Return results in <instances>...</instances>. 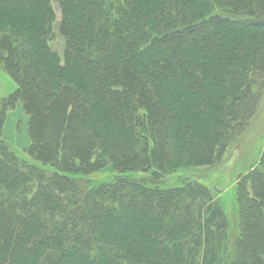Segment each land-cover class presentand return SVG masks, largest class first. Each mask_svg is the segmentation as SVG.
<instances>
[{"label":"trees","instance_id":"obj_1","mask_svg":"<svg viewBox=\"0 0 264 264\" xmlns=\"http://www.w3.org/2000/svg\"><path fill=\"white\" fill-rule=\"evenodd\" d=\"M57 2L63 55L53 0H0V264H264V140L222 164L262 110L264 0Z\"/></svg>","mask_w":264,"mask_h":264},{"label":"rangeland","instance_id":"obj_2","mask_svg":"<svg viewBox=\"0 0 264 264\" xmlns=\"http://www.w3.org/2000/svg\"><path fill=\"white\" fill-rule=\"evenodd\" d=\"M56 11L57 21L55 25L56 35L52 41L53 50L63 55L64 43L59 31V23L61 19V10L57 0H53ZM16 87L14 81L8 73L0 67V98L12 92ZM27 117L23 113L21 104H18L15 111L11 113L5 125L4 136L14 145L26 147L29 144L27 131ZM264 140V98L262 110L250 124V128L246 131L242 139L228 147L224 153L222 164L225 165L228 176H235L236 170L246 169L250 163H254L260 153V145ZM242 143V144H241ZM262 146H264L262 144ZM221 176V174H219ZM225 175V173H224ZM223 175V176H224ZM234 178V177H233ZM230 208V206H228Z\"/></svg>","mask_w":264,"mask_h":264}]
</instances>
